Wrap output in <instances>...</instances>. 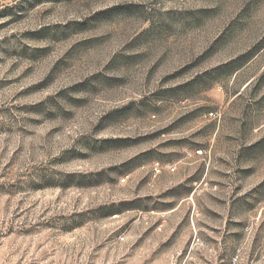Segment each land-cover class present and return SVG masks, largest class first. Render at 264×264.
<instances>
[{"label": "rangeland", "instance_id": "374dc122", "mask_svg": "<svg viewBox=\"0 0 264 264\" xmlns=\"http://www.w3.org/2000/svg\"><path fill=\"white\" fill-rule=\"evenodd\" d=\"M0 264H264V0H0Z\"/></svg>", "mask_w": 264, "mask_h": 264}, {"label": "built area", "instance_id": "2783aa9c", "mask_svg": "<svg viewBox=\"0 0 264 264\" xmlns=\"http://www.w3.org/2000/svg\"><path fill=\"white\" fill-rule=\"evenodd\" d=\"M211 114H214V113L212 112ZM196 152L198 154H202L203 153L202 150H197ZM154 170L156 172H159L160 171V164L158 162H155L154 163ZM206 244L207 243L203 239H201L200 236H198L197 234H195L193 236V238H192V243H191V249H190V251L192 250V248L194 249L195 247H203V248H205L207 246ZM190 251H189L188 255L190 254ZM237 258H238V256H235L233 259L236 260Z\"/></svg>", "mask_w": 264, "mask_h": 264}, {"label": "crops", "instance_id": "0c3cea01", "mask_svg": "<svg viewBox=\"0 0 264 264\" xmlns=\"http://www.w3.org/2000/svg\"><path fill=\"white\" fill-rule=\"evenodd\" d=\"M222 236V235H221ZM219 240V239H218Z\"/></svg>", "mask_w": 264, "mask_h": 264}]
</instances>
